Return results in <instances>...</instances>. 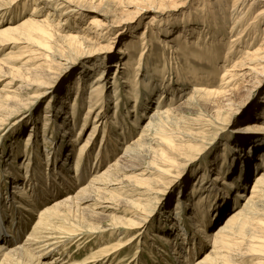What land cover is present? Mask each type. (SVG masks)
<instances>
[{"label": "bare ground", "instance_id": "obj_1", "mask_svg": "<svg viewBox=\"0 0 264 264\" xmlns=\"http://www.w3.org/2000/svg\"><path fill=\"white\" fill-rule=\"evenodd\" d=\"M63 1L71 4L69 0ZM63 1L58 3L57 0H0L1 22H3L6 18L5 16L10 13L9 8L20 6V11L25 14L15 24L9 22V24L6 23L1 25L2 23L0 22V50L7 45L9 46V44L13 45L22 42L29 44L27 40L45 39L47 43V41L49 42V40H52L54 37L64 38L65 36H61L60 34L62 33L63 27L59 25V22L62 21L51 22V20H58L60 16H62L63 13L61 12L57 14V7L62 4ZM240 5H243L244 9L239 8ZM29 6L31 8L30 10L28 8ZM63 6V9L66 11L68 7L66 5ZM252 6H259V8L254 10ZM43 11H45V15L42 14ZM55 16L58 17L55 18ZM90 16L88 24L99 26L100 20L97 18V15ZM75 17L76 13L70 15V19H74ZM178 18L181 20V23L178 21L174 22L180 24L178 28L179 33L178 36H176V40L174 39L173 41L174 46L170 45V47L174 48V52H179L181 48H184L186 52L193 53L189 55L185 52L186 54H183L181 57L184 60L183 64L176 63L174 66L178 65V67L172 68L174 69V74H169L165 69L161 70L158 68L159 66H155L157 64L156 62L152 67H147V62L143 63L144 58L142 55L147 45L145 44V38L147 37L146 28L139 33L141 45L144 44L142 51L139 52L136 47H131L130 49L136 54L134 58L129 62L126 60V57L121 58L122 60L116 63L114 76L112 77L114 96L116 95L119 97L121 85L117 82L119 79L118 77L126 75L122 80L124 86L130 87H127L126 96L135 99V103L138 101L139 95L141 94V96L144 95L149 100L150 96H147V92L142 93V91L136 89L139 82H142L145 87H151L150 82L153 77L151 79L138 78L139 70L141 71V69L144 70L145 68H151V73L157 75L160 85H162L160 89L157 87V90L159 89L157 93L158 98H156L158 102H156L157 106L151 110L152 114L147 117L148 119L140 126L138 123L144 113H138L135 108V118L131 119L129 122L133 128L139 129L137 133L138 137L131 138L121 150V155H116L102 172L100 170H95L92 173L90 172L88 184L83 186V184L80 183L82 187H78L80 189L75 195L68 196V199L66 197L62 200H56L52 205L46 206V208L42 210L39 209L37 220L23 244L17 245L16 247L14 246L18 238L12 236L10 233L11 231H7L8 228H5L7 225H3V216L0 214V239L2 240L0 244V264H8L15 255L20 258L25 254H29L31 259L36 261L35 264H42L38 261V258L45 255L47 252L51 254L56 248L61 249L60 247L64 245L69 246L71 243L77 241L87 243L93 240L94 244H96L100 239L104 238L103 236L105 234L109 235L108 238L113 236H118V238L115 242L107 240L100 245L98 244L97 247L92 249L90 253L84 255L81 259L71 258V260H69L68 258V261L65 260L66 263L97 264L102 260L107 262L108 260L105 259L112 256L111 260L114 261H110L108 264H114L116 261L118 262L115 264H119V262L122 261L120 254H123L126 248L136 239L144 236L145 233L148 237V234H150V239L153 242L152 246L158 248L161 252H165L169 248L174 250V247L177 246L174 242H178L177 244H180V246L183 244L179 242V238H182L180 230L182 228H179L182 223L171 221L169 219L171 216L174 220L183 218L188 222V219H194L193 221L197 228L195 231L192 230L191 223L189 227L188 225L184 226L185 230L188 229L187 232L192 236V243H190V245L187 244L189 247L187 246L185 250L183 249L184 251H177L175 253L173 257L175 264H187L188 261L190 262L196 249H207V251H204V253L197 258L195 264H227L228 260L233 258L245 264H264V97H260V101L258 102L260 106L259 111L262 110L261 107H263V111L260 115L258 114L259 111L257 113V116H259L258 119L256 115L255 117H253V115L250 117L248 116L245 120L254 118V121L250 123L245 121L242 127L237 129L240 131L241 129L246 130L242 132L248 135H242L240 131H233L236 133L234 136L231 135L232 142L227 144L226 151L221 152L223 158L216 163L213 161L212 164L206 165L198 179L192 187H190L189 193L182 194L176 199V205H174L173 211H170V215L165 217L163 221L164 223L167 222V227H170L168 232H162L161 227L151 229L149 232L142 230L148 224L147 218L151 211L148 210L147 213L146 211L153 199L152 193L155 188L154 186L158 187V185H153V179H156L160 173L162 174V178H164L166 171L174 164V159H179V154L182 152L184 153L185 149L189 147L190 141L195 142L202 136L201 134L203 132L201 129H204L205 125L202 121L199 122V115L203 108L205 109L211 104L217 103L219 98L236 90L235 87L237 88L239 84L245 82L246 78L253 73L255 67L264 61V0H200V2L194 5L188 12H183ZM229 20L231 21V25L227 31L225 30L226 35L223 37V40L220 38L222 40L220 41L215 28L219 23H222L223 26L226 25ZM155 21H157L158 28L166 27L171 22L168 16L158 20H156L155 17L149 19L150 24H153ZM93 26L89 28L70 26L69 28L73 30L74 28L82 30L83 33L81 34V38L84 37L83 39H86L85 37L89 34L101 36L103 34L102 29L93 28ZM162 31L165 32L163 34L165 38L169 36L168 31L165 29H162ZM72 33L73 32L66 33V36L73 39L74 37H76V39L80 38L79 35H73ZM45 41H41L42 45H45ZM249 46L254 48H248ZM37 47L38 49L42 48L43 52L39 53L34 49V51L30 49L15 51L11 46V48L6 51L5 58L14 61L20 59V57L21 59L28 57L22 62L20 67L26 73L40 71L46 64L45 60H48L47 58L52 55L47 49H43L41 46ZM48 49L51 48L49 47ZM127 50L128 45L121 48L119 51L120 54H124L129 52ZM195 50L196 52H194ZM238 52H241V58L232 60L231 64L228 65L230 59ZM2 59H0V62ZM97 62L98 61L93 63L91 70L93 67H96ZM128 64H131V66L128 68L124 67V65L126 66ZM224 65L227 67H225L223 71H218ZM121 67L125 70L120 71ZM103 68L105 67H102L100 72L94 75L91 81L88 82L89 88L87 87L85 92L84 89L86 86L83 88L82 76L77 78L74 82L75 97L87 96L85 98L86 112L82 119V126L87 124L91 117L90 115L95 112L94 120L96 121L94 123L92 122V129L86 139L79 142L76 147V151L74 152V158L76 160L73 165L74 175L71 177L64 175L57 179V181H60V185L64 186V189H71L75 184L79 183V180L82 181L85 177V174H83L84 172L82 173L81 171V169L84 170L87 168V163L86 165L84 164L85 166L82 165L84 156L89 153V148L85 146L91 141L94 132L99 131L100 126L99 118L97 119L96 116L100 114V110L103 107V93L107 83L105 80L107 74H105V69ZM128 71L135 72L133 77L131 74H127L129 73ZM1 78L2 75L0 74V80ZM192 80L195 82L205 81L208 84L202 82L201 84L195 83L193 84V89H190L186 95H182L185 86L181 85L179 81L189 83ZM237 80L239 84L231 87L232 89L229 88L233 85V81ZM7 84H9L8 81L3 85L6 86ZM174 84L179 87L178 93L175 91L178 87H175ZM150 89L151 93L157 91L154 87ZM2 90L7 89H4V86H2L0 87V91ZM16 91L7 90V92H1L0 99L5 102L13 101L16 99ZM16 100L18 101V98ZM164 101L166 104L161 106L160 102ZM76 104V100H73L71 105L75 106ZM117 106L116 103V107ZM44 118L45 120L42 121L41 124L44 126L43 141L46 142L44 136L51 130H49L51 120L50 117L47 116V113H45ZM233 118H235V116ZM117 125L116 123V126ZM121 130L122 127L120 126V131ZM130 132L131 131H129V135L131 134ZM111 135V129L106 130V126H104L100 146L93 153L95 162L93 161L94 164L88 171L92 170V168L93 170L97 169V167L100 166L101 161L104 160L102 149L103 146H107L106 143L108 141H111L109 143L111 153H116L118 150V145L115 144L117 139L111 138ZM125 136L126 135H124V137ZM246 138L248 139L246 140ZM236 139H239L241 143L236 141ZM28 140H30V134L27 136V139H25V141ZM245 140L248 144L246 148H244L243 144ZM151 142L154 144L153 147H149L148 145ZM248 148L250 149V153L246 151ZM30 149L28 146H25L23 149L24 154L30 152ZM150 150L153 151V154L149 157L150 161L148 160V167H139L141 162L147 158V154ZM256 152L257 155L255 154ZM107 153L108 151L105 154L106 158L109 156ZM197 158L200 159L201 155L197 156ZM123 161H126V165H119V163H123ZM190 161L191 163L197 162L196 158ZM111 166L113 167L110 168ZM20 167L22 168L21 165ZM28 167L29 165L26 162L25 168L27 169ZM259 167L263 169L254 176L250 183L249 173L251 174ZM85 171H87V169ZM115 171H117V173ZM10 174L11 170L6 171V174H4L7 176L8 183V176ZM15 174H17V172H15ZM149 175H151V177H148ZM32 176V173L26 170L21 177L30 185L29 180ZM52 176L53 174H48V180L52 178ZM12 179V187L18 189L17 191L14 188L11 191L13 192L12 196H14L13 200L16 201L15 204H17L18 207H24L23 203L27 202L25 198V196H27V191L23 188V184L22 186H20V184L15 185L18 179H15V177H12ZM20 180L19 182H21ZM73 181H75V183L70 185ZM180 189L179 193L181 192ZM89 191H91L94 196L89 193ZM98 193L106 196H103L102 199H98L95 197V195L98 196ZM7 196L10 197L9 195ZM1 200H3V197H0V201ZM118 200L125 202L127 204L126 207L123 208L117 203H114ZM83 202H86L92 209H101L102 211L110 209L111 211L124 212L125 215L119 216L116 215V213H112L109 215L112 216V222L103 223L104 225H100L99 223L93 224L91 222L88 225V223L85 224L86 222L82 220L76 221L71 218L72 216L70 215L71 205L69 204H78L79 208V204ZM224 205H237V207L230 211L222 222L208 234L206 228L217 220ZM199 213H202V216ZM144 214L145 217L143 218ZM169 220L170 223L168 222ZM147 228L148 226L145 228L148 231ZM171 228H173L174 231H172ZM189 229H191V231ZM175 231L177 232L175 233ZM132 232L135 233L131 234ZM187 240H189V237ZM207 240L210 241L208 246L205 243ZM80 242L78 244H80ZM149 253H151L150 250ZM133 257L135 258V255H133ZM137 259L138 257L136 260ZM136 260L134 262H128L127 259L125 264H138ZM55 262H57V258L52 256L47 259L44 264H52Z\"/></svg>", "mask_w": 264, "mask_h": 264}, {"label": "rangeland", "instance_id": "obj_2", "mask_svg": "<svg viewBox=\"0 0 264 264\" xmlns=\"http://www.w3.org/2000/svg\"><path fill=\"white\" fill-rule=\"evenodd\" d=\"M61 1L63 0H57L58 3ZM69 2L71 4L63 1V3L57 7V14H60L61 12L63 13L62 16H60L58 20H51V22L62 21L59 22V25L63 27L61 31L62 33L60 34L61 36H65L67 39L65 37H54L52 40H49V42L47 41V43L45 39H43L45 41V45H42V39H36L33 41L27 40L29 44L24 42L13 44L14 46L9 44V46L7 45L0 50V59L3 58L0 62V74L2 75L0 87L4 86V89L7 90H17L16 99L18 98V101L15 99L16 101L13 100L10 102H5L0 99V197H3V200L0 201V214L3 216V225H7L5 226V228H8L7 231H11L10 233L12 236L18 238L16 240V244L14 245L15 247L17 245L23 244V242L26 240L29 232H31V228L37 220L39 209L42 210L46 208V206L52 205L56 200H62L66 197L68 199V196L75 195L76 192L82 187L81 184H83V186L88 184L90 172L92 173L95 170H100L102 172L107 168L109 162L114 159L116 155H121V150L124 148V145L131 140V138L138 137L137 133L139 132V129L133 128L129 121L135 118V108L138 113H144L139 120V126L148 119L147 117L152 114L151 110L157 106V93L162 85H160L157 75L151 73V68H145L144 70H139L138 78L142 77V79H151L153 77L151 82L149 81L151 85L150 88L154 87L155 90H157L158 87L159 89L157 91L153 90L154 93H151V89L145 87L142 82L138 83L136 89H139L142 91V93L147 92V96H150L149 100L144 95L141 96V94L139 95L138 101L135 103V99H131L126 96V91L128 90L127 87L129 86H124L122 82L124 76L126 75H121L122 77H118L119 79L117 82L119 85H121L119 89V97L116 95L114 96L112 77L114 76L116 63L117 61H121V58L126 57L128 62L134 58L136 54L133 53L132 49H130L131 47H136L139 52L142 51L144 44L141 45V37L139 33L142 32L144 28H146L147 37L145 38V44L147 45L142 55L144 58L143 63L147 62V67H152V65H155L156 62L157 64L155 66H159L158 68L161 70L165 69L169 74H172L174 71L172 68L178 67V65L174 66L176 63L183 64L184 60L181 57L186 52L184 48H181L179 52H174V48L170 47V45L174 46L173 41L174 39L176 40V36H178L179 33L178 28L180 26L179 23H181V20L178 17H180L183 12H188L194 5L199 3L200 0H69ZM63 5L68 7L66 11L63 9ZM28 8L29 10L31 9L30 6ZM239 8L244 9V6L240 5ZM252 8L255 10L256 8H259V6H252ZM20 9V6L9 8L10 13L5 16L6 18L3 20V22L0 21L2 23L1 25L6 23L9 24V22H12L13 24L17 23L25 15L22 13V11H20ZM44 12L45 11L42 13L43 15H45ZM75 13L76 17L74 19H70V15H74ZM90 15H97V18L100 20L99 26L88 24V20L91 17ZM167 16L171 22L166 27L158 28L159 26L157 21H155L153 24L149 23V19L152 17H155V19L158 20ZM57 17L58 16H55V18ZM174 21H178L179 23ZM230 25L231 21L229 20L224 26L222 23H219L216 26L215 29L218 33L219 39L221 38L223 40V37L226 35V31L229 29ZM70 26L78 28H89L93 26V28H101L103 34L101 36L89 34L90 36L87 35L85 37L86 39H83L84 37L81 38L83 31L76 28L73 30L72 28H69ZM162 29H165L169 32V36L167 35L168 37L165 38L163 35L165 32H163ZM69 32H73V35H79L81 39H76V37H74L76 40L75 41L73 38L67 37L66 33ZM221 39L220 41H222ZM126 45H128L127 51L129 52L120 54L119 50ZM11 46L15 51L34 49L39 53L43 52V50L42 48L38 49L37 46H41L43 49H47L49 52H51L50 54L52 56H49L47 58L48 60H45L46 64L41 68L40 71L26 73L20 66L22 62L28 57L22 59L20 57V59L14 61L5 58V53L11 48ZM49 47L51 49H48ZM248 48L254 47L249 46ZM194 52H196V50ZM186 53L190 55L193 52ZM240 53L241 52H238L235 56H233L232 59H230V63L228 65L231 64L232 60L240 59ZM96 61H98L96 67H93L91 70L93 63ZM129 66H131V64L126 66L124 65L126 68ZM102 67H105L103 69H105V74H107L105 79L107 83L104 87L103 93V107L100 110V114L96 116L97 119L99 118V125L101 127L99 126V131L97 130L98 132H94L91 141L87 146H85L89 148V153L84 156L82 164L85 166L87 163V171H85L86 169H81L82 173L84 172L83 174H85V177L82 179V181L79 180L78 184H75L73 187L71 186V189H64V186H61L60 181H57V179L64 175L67 177L74 175L73 165L76 160L74 158L76 147L79 142H82L86 139L92 129V122L94 123L96 121L94 120L96 114L95 112L90 115L91 117L87 124L82 126V119L86 112L85 98L87 96L85 95L83 97H75L74 82L77 78L82 76L83 88L86 86L84 89L85 92L89 85L88 82L91 81L94 75L100 72ZM225 67L227 66H222L218 71H223ZM124 70L125 69L121 67L120 71ZM134 73L135 72L133 71L127 74H131L133 77ZM7 81L9 84L6 86L3 85ZM201 82L204 84L206 83L205 81ZM201 82H195L194 80L189 83L179 81L181 85L185 86H183L185 90L182 95H186L190 89H193V84H201ZM237 84H239L238 80L233 81V85L229 88ZM174 85L175 87L177 86L176 84ZM235 89L236 90L229 92V94H226L224 97L219 98L217 103H213L205 109L203 108L199 115V122L202 121V123L205 125V128L201 129L203 132L201 134L202 136L199 137V140L195 142L190 141V145L185 149L184 153L182 152L179 154V159H174V164L171 165V167H169V169L166 171L164 178H162V174L160 173L156 179H153V185H158V187L154 186L155 188L153 189L152 193L153 199L146 211V213L148 210L151 211L147 218L148 231L145 229L147 226L142 229L143 231L149 232L151 229L161 227L162 232L167 233L170 227H167V222L164 223L163 221L165 217L170 215V211H173L174 205H176V199H178L182 194L189 193L190 187H192V185L198 179L206 165L212 164L213 161L216 163L218 160L223 158L221 156V152L226 151L228 146L227 144L232 142L231 135L234 136L236 133L233 131H240L237 129L241 128L245 121H248V123L254 121V118H251V120L245 119L248 116H257V113L260 109V106L258 105V102L260 101L259 99L260 97H264V61L258 64L255 67L253 73L248 78H246L245 82L239 84L237 88L235 87ZM7 90H2L0 93L4 91L7 92ZM175 91L178 93L179 87L177 90L175 89ZM73 100H76L77 104L75 106L71 105ZM116 103L118 105L117 107ZM160 103L161 106L166 104L165 101ZM261 109L262 110H260L258 113L259 115L263 111V107H261ZM45 113H47V116H49L51 120L49 124V130H51L50 132L48 131L47 135L44 136L46 138V142L43 141L44 126L41 124L42 121L45 120ZM234 116L235 118H233ZM258 117L259 116H257V119ZM116 123L118 124L117 126ZM104 126H106V130L111 129V138L117 139L115 144L118 145V150L116 153H111L109 144L111 141H108L106 143L108 147L103 146L102 149V156L104 160L101 161V164L97 167V169L93 170L92 168V170L88 171V169H90V167L95 162L93 153L100 146V140L103 134ZM120 126L122 127L121 131ZM129 131H131L130 135ZM242 131L246 130L241 129L240 132L242 135H248ZM29 134L30 140L25 141ZM124 135L126 136L124 137ZM247 139L248 138H246V140ZM246 140L243 143L244 148H246L248 145ZM236 141L239 142L240 140L236 139ZM148 145L149 147L154 146L152 142ZM25 146H28L29 149L31 148L29 150L30 152L26 154H24L23 150ZM107 151L109 156L106 158L105 154ZM246 151L247 153H250L249 148ZM152 154L153 151L150 150L147 154V158L141 162L139 167H148V160ZM255 154L257 155V152ZM199 155H201L200 159L197 158ZM194 158H196L197 162L195 161L191 163L190 160ZM26 162L29 165L27 169L25 168ZM125 163L126 161H123V163L120 162L119 165L122 166ZM112 167L113 166L110 168ZM261 169L263 168L259 167L256 168L251 174L249 173L250 183L252 182L254 176L257 175ZM8 170H11V174L8 176L9 183L7 182V176L4 175ZM26 170H29V173L31 172L33 175L29 180L30 185H28V182L24 180L23 177H21L24 175ZM12 172L14 174L17 172L19 175H14ZM115 172L117 173V171ZM48 174H53L52 178H49V180L47 178ZM12 177L18 179L15 185L20 184V186H22L23 184V188L27 191V196L24 195L27 199V202L23 203L24 207H18L17 204H15L16 201L13 200L14 196H12L13 192L11 191L14 188L17 191L18 189L16 187H12ZM148 177H151V175ZM19 180L21 182H19ZM74 183L75 181H73V183L70 185ZM179 189L181 190L180 193ZM89 193L93 195L91 191H89ZM100 194L101 193H98V196L95 195V197L102 199L103 196H106ZM7 195H9L11 198ZM114 203H117L123 208L127 205L121 200H118ZM69 205H71V218L75 219L76 221L82 220L83 222H86L85 224L88 223V225L91 222L93 224L99 223L100 225H104L103 223H110L112 222V216L109 215L112 213H116V215L119 216L125 215L124 212L111 211L110 209L105 211H102L101 209H92L87 205L86 202L79 204L80 209L78 208V204L74 205L73 203H70ZM235 207H237V205H224L223 209H221V213L217 217V220L213 224L208 225L206 228L208 234H210L217 227V225L222 222L224 217ZM91 213H94L95 215ZM199 214L202 216V213ZM144 217L145 214L143 218ZM169 219L171 221H176L177 223H182L181 227H179L182 228L180 229L182 238H179V242L183 243L181 246L180 244H177L178 242H174V244L177 245L174 247V250L169 248L167 251L161 252L158 248L152 246L153 242L150 239V234H148V237L145 233L144 236L136 239L128 248H126L123 254H120L122 263L119 262V264H125L127 259L128 262H134L137 257L138 259L136 261L138 264H175L173 260L175 253L177 251H184L185 248L190 245V243H192V236L189 235V232H187L188 229L185 230L184 226L188 225L189 227V224L191 223L192 230L195 231L197 228L195 227L193 221L194 219L190 220L187 218L189 222L185 221L183 218H177L174 220L172 216ZM170 220L168 221L169 223ZM171 230L174 231L173 228H171ZM189 230L191 231V229ZM135 232H132L131 234H134ZM176 232L177 231H175V233ZM108 236V234H105L103 236L104 238L100 239L96 244H94L93 240H90L87 243L79 241L80 244H78L79 242L77 241L71 243L69 246L64 245L63 247H60L61 249L56 248L53 250L51 254L50 252H47L45 255L38 258V261L44 264L45 261H47V259L52 256L57 258V262L52 264H65V260L68 261V258L69 260H71V258L81 259L84 255L90 253L92 249L97 247L98 244L100 245L107 240L115 242L118 238V236H113L111 238H108ZM188 237L189 240H187ZM1 243L2 240L0 239V244ZM205 243L208 246L210 241L207 240ZM149 250L151 253H149ZM204 251H207V249H196L194 256L190 259V262L188 261L187 264H195L197 258H199L204 253ZM133 255H135V258ZM111 257L112 256H110L108 259H105L108 260L107 262L102 260L97 264H108L110 261L113 262L114 260H111ZM10 261L11 262L8 264L36 263V261L31 259L29 254H25L20 258L15 255V257H12ZM227 264L245 263H241L237 259L234 260L233 258L231 260L229 259Z\"/></svg>", "mask_w": 264, "mask_h": 264}]
</instances>
